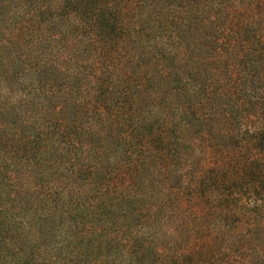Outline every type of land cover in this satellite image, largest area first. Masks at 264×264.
Instances as JSON below:
<instances>
[{
  "label": "trees",
  "instance_id": "16d2710c",
  "mask_svg": "<svg viewBox=\"0 0 264 264\" xmlns=\"http://www.w3.org/2000/svg\"><path fill=\"white\" fill-rule=\"evenodd\" d=\"M0 264H264V0H0Z\"/></svg>",
  "mask_w": 264,
  "mask_h": 264
}]
</instances>
